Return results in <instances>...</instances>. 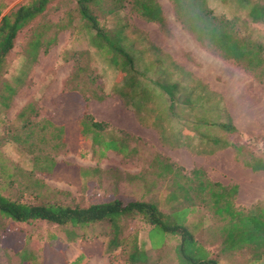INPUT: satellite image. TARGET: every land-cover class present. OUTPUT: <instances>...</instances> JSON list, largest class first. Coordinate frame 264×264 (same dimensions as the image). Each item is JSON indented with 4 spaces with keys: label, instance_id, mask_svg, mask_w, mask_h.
I'll list each match as a JSON object with an SVG mask.
<instances>
[{
    "label": "rangeland",
    "instance_id": "374dc122",
    "mask_svg": "<svg viewBox=\"0 0 264 264\" xmlns=\"http://www.w3.org/2000/svg\"><path fill=\"white\" fill-rule=\"evenodd\" d=\"M22 1L2 0L5 5L3 13L14 8ZM156 1L160 5L167 31L163 32L157 24L156 26L152 25V30L156 34L157 31L163 33L168 40L166 44L174 48V44L169 41L172 38L170 31L182 29V27L174 17L171 0ZM249 1L264 3V0ZM206 4L212 13L218 17L237 19L235 26L239 30L240 36L254 40L264 47V23L250 22L247 17L248 6H245L241 0H206ZM65 5L72 6L73 2L70 1ZM66 8L64 3L58 7L51 6L36 20V23L56 22L62 17ZM103 18L106 27H117L123 32L125 30L133 32L136 25H141L142 20H144L130 9L128 3H124L120 10ZM29 33L30 30L28 29L23 30L18 35L8 55L5 78L9 84L15 87V93L8 107L0 106L1 194L16 201L35 202L41 200L71 205H87L91 202L105 200L119 191L121 193L130 192L135 198L143 199L138 195V191L142 190L137 189V187L132 189L131 185L130 187L125 186L123 184L125 182L122 181L128 174L131 175L139 169L138 159L143 155V149L146 150L145 158L148 157L147 153L154 159V166L152 162L149 167L151 169L149 174H155L156 178H161L158 177L161 174H168L171 178L175 177L177 179L174 183L169 181L170 177L166 182L148 180L144 183L149 193L148 198L145 200L157 202L160 192L168 190L174 192L180 200L175 201V204L168 205L169 209H177L178 206L183 208L194 202L195 204L201 202V200L209 201L211 195L207 189L201 190L198 189L197 184H194V186L188 184L190 181L189 173H184L181 177H176L172 173L175 171L179 174V170L181 171V168L184 169V167L180 166L181 168L178 169L177 163L170 161L169 156H167L168 159L164 158L163 154L153 151L132 135L123 132L117 134L109 123H105L104 135L106 138H119L122 145L131 147V150L124 151L123 155L110 150L97 163L90 153L89 140L82 141L78 136L76 123L78 119L80 120L82 111H86V100L100 98L101 85H107V80L112 75H109V71H104L107 68L106 64L91 46L90 37L84 32L79 23L74 22L73 27L59 31L55 43L46 52L39 49L33 61L27 60L23 51ZM47 33H50V31ZM127 44L128 41H126ZM150 48L152 49L151 44ZM79 68L82 70L80 76L76 74V80L71 79V81L69 74ZM72 86H78L83 90L85 101L83 97L75 95V97H66L67 93H64V90ZM89 103L93 106L94 111L97 107L99 110L98 102L89 101ZM23 108L24 115L19 116L18 113ZM42 118L66 126V133L63 141L61 140L63 145H54L51 139L38 141L37 138L40 137V134L37 125ZM28 123L34 127L31 140L38 142L31 149H35L34 151L42 149L56 163V168L50 173L34 169L32 164L33 154H29L26 150L25 143L27 141L21 143L23 142L21 138L24 136L26 124ZM258 128L260 130L258 134L260 135L249 137L242 143L247 151L264 158V120L260 122ZM45 137L48 138L49 135L45 133ZM235 137L232 135V143L235 141L240 144L241 138L236 139ZM203 177L207 179L204 172ZM260 181L261 184L257 181L255 185L261 190L258 198L254 201L249 198L248 201H250L240 207H237L230 199L231 185L230 188H225L220 183L214 184L212 187L218 190L219 193L217 192L215 194L217 196L214 195L211 199V207L213 203L216 210L208 205L204 209L211 213L213 222L218 223L219 219L222 224L214 226V229L218 227V232L224 233V236L221 237L224 240V248L221 250L230 253V248H242V256L262 258V264H264V204L261 201L264 196V178ZM179 183L180 189L178 190ZM247 188L250 189L251 187L248 185ZM1 221V237L9 238L13 243H21L23 239L27 238L43 245L51 246L53 244L61 249H63V245H66L59 239L56 241L50 240L49 242L42 236L41 239L36 238V235H43L46 230L55 232L54 226L41 224L37 227H31L6 220ZM135 223V220L129 222V230L134 229ZM81 239L82 244H90L89 246L93 247V250L96 246L101 248L104 254L111 251L112 247L106 244V229L101 224L86 227L83 230ZM154 239H156L155 243L159 242L158 237L153 236ZM5 242L9 241L5 240ZM65 247H71V249H68L70 254L76 252V244ZM109 254L106 264L118 261V259L125 260L124 257L118 258L111 253ZM231 256L228 258H232ZM172 257H174L173 254ZM0 264H18V259L11 253L9 248L1 249L0 247Z\"/></svg>",
    "mask_w": 264,
    "mask_h": 264
},
{
    "label": "crops",
    "instance_id": "0c3cea01",
    "mask_svg": "<svg viewBox=\"0 0 264 264\" xmlns=\"http://www.w3.org/2000/svg\"><path fill=\"white\" fill-rule=\"evenodd\" d=\"M152 25L156 26V23L142 20L133 32L124 31L131 64L124 69V75L118 70L113 71L100 98L86 100V113L94 121L109 123L117 134L132 135L153 151L163 154L164 158L169 156L179 168L184 167L186 171L181 168L182 174L198 168L209 181L220 183L222 187L236 185L231 200L237 207L247 204L249 198L256 200L261 190L255 185L257 181L261 184L264 171H252L236 161L231 145H238L235 141L232 143V135L241 138L239 143L260 135L258 125L264 120V79L257 81L233 61L200 44L184 29L170 31L172 38L169 41L174 48L170 47L166 44V36L160 31L156 34ZM89 101L98 102L99 110L97 107L94 111ZM222 124H232L236 131L224 130ZM142 151L139 169L124 175L126 178L122 181L125 186L142 190L138 195L145 200L149 193L144 183L148 180L166 182L170 175L161 174L158 176L161 178H156L155 174H149L154 159L147 153L146 159V150ZM108 152L110 150L105 156ZM169 192L161 191L160 198ZM118 194L132 196L130 192L119 191ZM204 207L198 203L188 207L186 226L191 229L194 239L215 257L217 264H262V258L242 256V248H230V253L221 250L224 233L214 226L222 224L219 219L218 223L213 222L211 213ZM133 230L137 233L140 251L135 264H176L173 250L177 242L173 237L166 234L152 247L150 225L136 221ZM133 230L126 228L128 232ZM62 242L65 246L76 244V252L70 254L68 249L71 247L63 245L61 249L34 240L25 243L23 239L18 245L36 256L35 261L39 264H73L78 256L77 264H106L109 253L118 258L126 257L121 247H112L104 254L101 248L95 246L93 250L90 244H82L81 238ZM118 261L129 264L126 259ZM18 264H22L19 258Z\"/></svg>",
    "mask_w": 264,
    "mask_h": 264
},
{
    "label": "trees",
    "instance_id": "16d2710c",
    "mask_svg": "<svg viewBox=\"0 0 264 264\" xmlns=\"http://www.w3.org/2000/svg\"><path fill=\"white\" fill-rule=\"evenodd\" d=\"M70 1L73 2L72 6L65 5ZM241 1L245 6H248L247 17L250 22L264 23V3ZM62 3L67 8L64 9L60 19L53 23H36V20L48 8L58 7ZM124 3H128L130 9L144 20L156 23L163 32L167 31L160 5L156 0H23L4 13L5 5L0 0V106L8 107L15 93V87L8 83L5 74L8 67V55L16 38L23 30H30L23 49L24 55L27 60L33 61L39 49L46 52L55 43L59 31L71 28L74 22H77L90 37L91 46L106 64L107 68L104 71H109V75H113V71L118 70L124 75V69L131 64L124 32L117 27H106L103 18L120 10ZM171 4L175 19L182 29L190 33L196 41L216 51L222 58L233 61L257 81L264 79V47L254 40L240 36L239 30L235 26L237 19L216 16L207 6L206 0H171ZM48 31L50 33H47ZM81 71L80 68L73 70L69 74V79L75 81L76 74L80 76ZM110 79L111 76L107 80V85H109ZM107 85H101L100 94L107 89ZM82 91L80 87L72 86L64 90V93H67L66 97H83L85 101ZM24 108L18 113L19 116L24 115ZM26 125L24 136L20 138L23 141L21 143L27 141L25 143L26 150L29 154H33L34 169L44 173L52 172L56 168L55 161L42 149H36L37 151L31 149L38 142L31 140L34 127L29 123ZM76 125L80 139L82 141L89 140L90 153L96 161L105 157L107 150L119 154L124 151L128 152L127 147L122 145L119 138H106L104 135L106 124L94 121L86 111H82L81 118L77 120ZM37 127L40 134V137L37 138L38 141L51 139L54 145H63L61 140L63 141L67 130L64 124H55L47 118H42ZM221 127L230 132L236 131L232 124H222ZM45 133L49 135L48 138L45 137ZM231 146L236 161L249 167L252 171H264V158L247 151L243 143ZM79 171L82 172L81 169ZM172 173L176 177L183 176L180 170L179 174L175 171ZM189 175L188 184L191 186L197 184L198 189H207L211 195L210 202L201 200L198 204L211 207V199L217 192L219 193L212 187L217 183L204 178L202 170L198 168L191 169ZM171 181L174 183L177 179L172 177ZM230 187L232 189L229 193L231 199L236 192V185ZM179 189L180 183L178 184ZM175 201H180L179 197L171 191L161 198L159 197L157 202L114 193L108 199L91 202L87 205L61 204L41 200L35 202L16 201L0 192V231L2 230L1 220L31 227L45 224L54 226L55 232L46 230L43 235H36V238L41 239L42 236L49 242L57 238L70 242L82 238L83 230L89 225L101 224L106 229V244L111 247H121L122 253L126 256V262L135 264V260L140 254L136 240L137 233L134 230L126 231L129 222L135 220L151 226L149 239L152 241V247L156 240H153V236L158 237L159 241H162L166 234L175 239L177 243L173 251L176 264H217L215 257L194 239L191 229L186 226L187 216L190 212L188 207L193 206L195 202L183 208L178 206L177 209H169L168 205L175 204ZM212 207H214L213 203ZM214 209L216 210L215 207ZM5 240L9 242H5ZM24 241L27 243L29 240L26 238ZM0 247L1 249L9 248L22 264L26 262L39 264L35 261L37 257L25 250V247L13 243L11 239L3 238L1 235ZM79 258L80 256L76 258V261L74 260L73 264H77Z\"/></svg>",
    "mask_w": 264,
    "mask_h": 264
},
{
    "label": "built area",
    "instance_id": "2783aa9c",
    "mask_svg": "<svg viewBox=\"0 0 264 264\" xmlns=\"http://www.w3.org/2000/svg\"><path fill=\"white\" fill-rule=\"evenodd\" d=\"M109 264H127V263L119 262V261H115V262H113V263H109Z\"/></svg>",
    "mask_w": 264,
    "mask_h": 264
}]
</instances>
